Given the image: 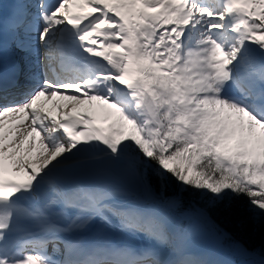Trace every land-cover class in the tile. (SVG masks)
Returning a JSON list of instances; mask_svg holds the SVG:
<instances>
[{"label":"snow or ice","instance_id":"1","mask_svg":"<svg viewBox=\"0 0 264 264\" xmlns=\"http://www.w3.org/2000/svg\"><path fill=\"white\" fill-rule=\"evenodd\" d=\"M11 7L0 264H232L194 252L171 209L194 195L209 225L264 223V0Z\"/></svg>","mask_w":264,"mask_h":264},{"label":"trees","instance_id":"2","mask_svg":"<svg viewBox=\"0 0 264 264\" xmlns=\"http://www.w3.org/2000/svg\"><path fill=\"white\" fill-rule=\"evenodd\" d=\"M195 202L197 206L202 208V201L194 195H185L177 209L180 218L174 223L177 227H182L190 233L196 225L209 227L212 230V236L216 237L220 246L230 252L237 260L240 258L260 259L264 253V223L257 220L254 224L245 227H239L236 223L229 219L214 220L211 225L204 222L200 216V210L192 205ZM234 242H238L244 248L252 250L253 255H244L234 246Z\"/></svg>","mask_w":264,"mask_h":264},{"label":"rangeland","instance_id":"3","mask_svg":"<svg viewBox=\"0 0 264 264\" xmlns=\"http://www.w3.org/2000/svg\"><path fill=\"white\" fill-rule=\"evenodd\" d=\"M48 106L51 107V104H49ZM112 178L113 179H121V177H112ZM92 179L93 180H103V179H107V177L95 176V177H92ZM192 205L197 209V211L200 210L199 206H197V204L195 202H192ZM178 208H179V206L171 209V212L173 215H175V218H176V213L174 211L177 210ZM207 233H209V234L207 235ZM213 242L216 243V241H214L213 238L212 239L210 238V231H208V230L206 231V228L205 229L196 228L194 230V232L191 234L190 240H189L190 247L193 250H198V251H201L203 253L209 254L215 259H220V260L232 262L231 257L228 256L227 254L222 252V253H219L217 255L215 253L214 248H216V247L213 245V244H215Z\"/></svg>","mask_w":264,"mask_h":264},{"label":"bare ground","instance_id":"4","mask_svg":"<svg viewBox=\"0 0 264 264\" xmlns=\"http://www.w3.org/2000/svg\"><path fill=\"white\" fill-rule=\"evenodd\" d=\"M9 1H11V0H9ZM5 13H6V11H5ZM25 81H24V79H23V77H22V79H21V88L20 89H18V91H23L24 90V85H25ZM205 231V230H204Z\"/></svg>","mask_w":264,"mask_h":264}]
</instances>
